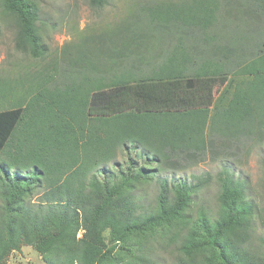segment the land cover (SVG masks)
Wrapping results in <instances>:
<instances>
[{
  "label": "trees",
  "instance_id": "trees-1",
  "mask_svg": "<svg viewBox=\"0 0 264 264\" xmlns=\"http://www.w3.org/2000/svg\"><path fill=\"white\" fill-rule=\"evenodd\" d=\"M43 1L0 0L15 48L34 58L48 52ZM127 21V54L105 39L75 74L0 78V264L24 247L45 264H169L153 244L171 264H264L260 208L236 172L264 146V0L145 3ZM117 59L124 70L107 74ZM206 161L220 167L215 210L198 198L211 174L177 176ZM152 183L154 205L139 195Z\"/></svg>",
  "mask_w": 264,
  "mask_h": 264
},
{
  "label": "rangeland",
  "instance_id": "rangeland-1",
  "mask_svg": "<svg viewBox=\"0 0 264 264\" xmlns=\"http://www.w3.org/2000/svg\"><path fill=\"white\" fill-rule=\"evenodd\" d=\"M167 0H110V3L102 9L92 8L87 0H44L41 3L42 33L47 44L48 52L41 58H34L30 54H23L15 47L16 30L11 19L0 20V78L16 80L29 78L38 72L51 66H57L59 71L68 69L74 74L83 66L96 64L105 49L103 40L108 39L110 45L118 42V36L114 30L123 29L121 21H127L136 9L145 3H156ZM109 46V45H108ZM87 63V64H86ZM103 95L95 93L91 99V105L99 104L98 99ZM264 146L257 147L237 162V177L246 184L249 199L260 208V215L255 220L254 242L260 243L264 239V170L262 157ZM186 171L177 176L192 180V175H200L205 172L213 176V181L201 193L198 198L204 200L206 206L215 210L218 208L217 198L219 186L215 181V175L220 170L218 164L206 161L197 166H190ZM172 175H170L171 177ZM158 194V186L152 183L149 187L141 189L139 195L143 202L154 205ZM197 207H194V212ZM166 226H159L151 230L155 236H160ZM106 242L109 241V232L105 233ZM157 253L161 259L171 264L173 257L170 249ZM8 264H45L41 255L32 247H24L21 252H14L9 258Z\"/></svg>",
  "mask_w": 264,
  "mask_h": 264
},
{
  "label": "crops",
  "instance_id": "crops-1",
  "mask_svg": "<svg viewBox=\"0 0 264 264\" xmlns=\"http://www.w3.org/2000/svg\"><path fill=\"white\" fill-rule=\"evenodd\" d=\"M121 23H123V25H120V26L125 27L126 26V23H128V21H121ZM113 33H115L118 36V42H116L115 45H113L111 47V49L115 50L116 53H118V54H121V53L127 54V51L126 50H128V49H135V46L134 45L133 46L126 45L122 41V39L125 38V34H126L124 28L123 29H120V30H114ZM175 43H176V41H173L171 45H173V47H174ZM197 45L199 47H198V49L194 53H195V55L198 56V53L199 52H197V51L198 50H202V51L205 50V44L204 43H200V44H197ZM127 47H129V48L127 49ZM171 49L173 50L172 47H171ZM168 54L169 53H167L166 55H168ZM145 61L146 60L144 59V63L142 65V67L140 68V67H137L136 65H134V60H128V59H126V62L129 65V66H127V69L130 70V71H132V72H134V73H136V70H138L139 68H140V71L148 72V71H150L151 68H150V65H145ZM116 62H117L118 65L115 66V67H113V68L117 69V71H113V72H112V69L109 68V65H107V64L104 63L103 69L106 70V73L107 74H112V73L118 74V73H120V72H122L124 70V64L121 62V60H118L117 59Z\"/></svg>",
  "mask_w": 264,
  "mask_h": 264
}]
</instances>
